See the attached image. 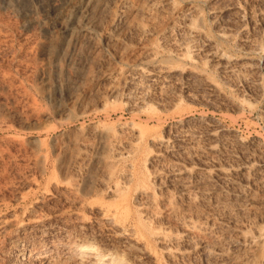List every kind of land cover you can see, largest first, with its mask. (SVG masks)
I'll return each mask as SVG.
<instances>
[{
	"label": "bare ground",
	"instance_id": "bare-ground-1",
	"mask_svg": "<svg viewBox=\"0 0 264 264\" xmlns=\"http://www.w3.org/2000/svg\"><path fill=\"white\" fill-rule=\"evenodd\" d=\"M200 3L207 5L209 27ZM24 17L28 23L35 19L30 13ZM45 17L50 31L63 40L54 57L52 94L70 86L63 75L77 73L91 58L98 33L117 51H131L133 45L122 31L134 35L137 49L131 59L99 75L117 99L143 83L155 94L196 82L215 99L223 96V85L213 73L256 84L264 66V53L262 59L250 56L264 52V0H54ZM230 46L243 55L230 53ZM222 80L232 92L241 91V83ZM142 93L127 99L128 108L135 110L128 117H115L110 110L102 119L84 123L95 114L79 107L73 118L82 123L71 136V167H86L71 192L105 191L107 199L98 206L101 219L134 252L148 256L150 264H264V146L255 158L232 128L211 118H198L197 125L175 120L168 107L147 111L145 105L158 102ZM74 104L84 103L78 98ZM257 139L251 142L258 144ZM116 173L118 180L108 182ZM82 241L64 242L77 264H139L124 251L106 252ZM51 259V264L67 261Z\"/></svg>",
	"mask_w": 264,
	"mask_h": 264
},
{
	"label": "rangeland",
	"instance_id": "rangeland-1",
	"mask_svg": "<svg viewBox=\"0 0 264 264\" xmlns=\"http://www.w3.org/2000/svg\"><path fill=\"white\" fill-rule=\"evenodd\" d=\"M53 1L0 0V264H51L52 257L59 261L67 258L63 264H77L75 256L66 250L64 242L68 240L93 242L106 252L124 251L135 262L150 264L148 256L134 252L125 239L101 219L98 206L107 199L105 191L79 188L73 193L69 189L72 183L80 182L86 167L79 163L76 169L71 167V136L77 134L82 123L73 118L77 110L79 107L93 109L95 117L84 123L98 121L105 111L110 110H114L115 117L120 113L128 117L135 110L128 108L132 106L127 99H133L137 91L143 90L142 96L151 93L159 105H145L149 107L147 111H153L152 107H168L175 120L179 117L195 125L201 117L211 118L225 129L232 128L230 131L236 136L241 135V141L244 140L258 158V149L264 146V66L259 69L261 74L258 72L256 84L259 86L250 81L246 84L241 78L227 79L213 73L219 86L223 85V96L220 94L223 98L217 96L214 99L196 82L197 86L184 83L177 88L171 86L164 89L166 91L155 92L156 95L151 85L143 83V88H131L127 96L117 99L108 93V82L99 75L105 68L110 70V67L131 59V52L137 49L134 35L128 36L122 31L121 35L132 40L133 45L131 51H117L116 46L110 45L98 33V48L91 58L81 64L77 73L63 75L70 86L52 94L54 90L50 83L55 76L54 57L63 42L50 31L45 17L48 5ZM200 4L203 22L209 27L207 5ZM25 13L33 14L34 21L26 22ZM220 46L223 45L220 43ZM227 49L230 53L235 51V56L243 55L234 46ZM261 51L250 56L262 59L264 52ZM64 63L60 61V64ZM245 78L252 79L250 76ZM222 79L241 83L239 94L232 92L227 81ZM78 98L84 103L81 106L74 104ZM245 100L250 103H243ZM168 108L167 112L171 114ZM256 139L258 144L251 142ZM256 164L253 167H257ZM114 179L118 180L117 173L108 182L113 183Z\"/></svg>",
	"mask_w": 264,
	"mask_h": 264
}]
</instances>
